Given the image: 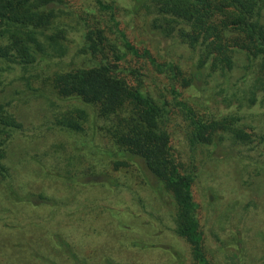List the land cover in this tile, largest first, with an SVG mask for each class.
I'll list each match as a JSON object with an SVG mask.
<instances>
[{
    "label": "rangeland",
    "instance_id": "374dc122",
    "mask_svg": "<svg viewBox=\"0 0 264 264\" xmlns=\"http://www.w3.org/2000/svg\"><path fill=\"white\" fill-rule=\"evenodd\" d=\"M67 1L71 11L93 12L91 22L98 18L93 0ZM104 1L114 5L120 29L138 48L187 63V48L156 33L150 0L139 9L135 0ZM50 68L53 63L36 69L29 81L2 77L0 104L8 105L23 129L8 151L12 178H0V264H191L188 244L172 231L168 205L156 202L131 168L107 164L114 151L100 121L87 105L59 98L48 80ZM148 74L157 77L153 70ZM159 77L168 84L167 75ZM222 81L209 80L201 95L184 96L198 100L192 102L210 116L235 115L232 127L242 131L241 142L230 133L218 146L192 151L187 125L177 117L169 127L171 147L181 164L195 169L193 195L209 259L264 264V103L239 111L235 102L229 110L217 92ZM79 107L91 117L84 130H62L55 118ZM83 174L78 182L66 179ZM111 181L121 187L107 186ZM29 196L45 200L29 202Z\"/></svg>",
    "mask_w": 264,
    "mask_h": 264
},
{
    "label": "trees",
    "instance_id": "16d2710c",
    "mask_svg": "<svg viewBox=\"0 0 264 264\" xmlns=\"http://www.w3.org/2000/svg\"><path fill=\"white\" fill-rule=\"evenodd\" d=\"M135 1L139 9L145 0ZM93 2L99 16L91 22L93 12L74 10L85 14L78 15L67 0H0V87L3 76L29 81L36 69L53 63L48 80L59 98L87 105L100 121L101 134L114 151L107 164L115 170L131 168L155 201L168 205L172 231L188 244L191 264H214L193 195L195 169L176 158L169 127L183 118L192 151L218 146L230 133L241 142L242 131L232 127L238 122L235 115L218 118L201 112L193 103L198 100H187L184 91L201 95L209 80L220 78L217 92L229 110L235 102L239 111L264 103V0H150L147 9L154 15L156 33L188 49L184 65L138 48L120 29L114 5ZM152 70L157 77L148 74ZM163 75L167 85L161 84ZM90 119L80 107L55 118L62 130L73 133L83 131ZM22 129L8 105L0 104L4 181L12 178L8 151ZM83 176L66 179L78 182ZM112 184L106 183L121 187ZM65 246L69 252L70 243Z\"/></svg>",
    "mask_w": 264,
    "mask_h": 264
}]
</instances>
